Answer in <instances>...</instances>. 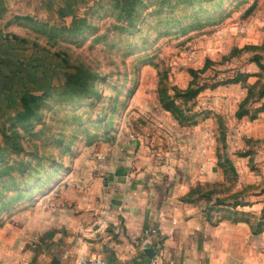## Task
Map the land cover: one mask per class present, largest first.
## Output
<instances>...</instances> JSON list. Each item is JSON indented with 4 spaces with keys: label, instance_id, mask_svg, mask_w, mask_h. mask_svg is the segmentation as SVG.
<instances>
[{
    "label": "rangeland",
    "instance_id": "obj_1",
    "mask_svg": "<svg viewBox=\"0 0 264 264\" xmlns=\"http://www.w3.org/2000/svg\"><path fill=\"white\" fill-rule=\"evenodd\" d=\"M29 1L32 16L10 26L29 72L0 102V264L15 263L17 248L38 250L46 196L56 204L98 151L155 119L178 134L207 132L204 150L181 153L204 219L231 218L236 201L241 218L264 230V0ZM76 68L95 75L90 94L67 83ZM189 83L202 86L187 103L198 121L175 124L158 98Z\"/></svg>",
    "mask_w": 264,
    "mask_h": 264
},
{
    "label": "crops",
    "instance_id": "obj_2",
    "mask_svg": "<svg viewBox=\"0 0 264 264\" xmlns=\"http://www.w3.org/2000/svg\"><path fill=\"white\" fill-rule=\"evenodd\" d=\"M16 2L0 0V27L9 37L5 44L14 42L11 24L28 18L33 8L28 0V5L24 4L28 11L17 14ZM65 5L56 6L57 11H63ZM228 83L233 82L212 85ZM206 87L210 85H203V89ZM195 88L189 83L176 91L191 93ZM177 97L182 101L177 102L175 97L172 108L191 116L189 121L180 123L182 117L164 109L158 98L159 105L175 124L197 122L198 112L187 104L191 98ZM165 122L155 119V123H149L151 128L143 126L135 135L127 131L122 140L97 152L99 157L90 162L85 176L76 178L72 192L68 186L56 197V204H50L46 196L38 250L17 248L18 261L13 264H49L53 258L56 264H73L80 254L101 256L107 264H264V243L258 247L251 219L240 216L239 209L245 210V206L232 201V217L223 215L214 224L202 216L198 205L201 194L191 187L196 186L191 178L192 163L181 164V153L183 147L186 152L192 146L204 147L202 137L207 132L178 134ZM147 227L157 228L158 233L150 236L152 241L157 240V256L142 250L139 244L142 230ZM259 234L260 240L264 239V230ZM33 254L36 261L30 263L27 259Z\"/></svg>",
    "mask_w": 264,
    "mask_h": 264
},
{
    "label": "trees",
    "instance_id": "obj_3",
    "mask_svg": "<svg viewBox=\"0 0 264 264\" xmlns=\"http://www.w3.org/2000/svg\"><path fill=\"white\" fill-rule=\"evenodd\" d=\"M15 47L12 44H0V102L3 100V96H5V91H10L14 88V84L17 80H20L25 74V72H29V67L27 64V60L25 59L24 54H20L14 50ZM95 75L88 69L76 68L74 72L67 73V83L72 85H76L80 89H82L85 93L90 94L92 90L91 81L94 80ZM202 86H198L197 88L191 90V93L186 91L177 92L175 91L173 95H170L165 90L160 93L159 99L162 103L164 109H167L172 112L171 114L174 116H181L180 123L185 121H189L188 116L184 112H180L176 108H172V104H174V99L177 96L190 98L192 95L199 90ZM5 93V94H4ZM33 96L31 94L22 95L21 102L25 108V112L28 111V107L32 104ZM263 108V107H262ZM23 110V109H22ZM22 112V111H21ZM183 113V114H182ZM24 118L25 114H24ZM263 227H260V222L256 223L254 228V232H260Z\"/></svg>",
    "mask_w": 264,
    "mask_h": 264
},
{
    "label": "built area",
    "instance_id": "obj_4",
    "mask_svg": "<svg viewBox=\"0 0 264 264\" xmlns=\"http://www.w3.org/2000/svg\"><path fill=\"white\" fill-rule=\"evenodd\" d=\"M96 157L98 158L99 156L97 155ZM157 233L158 231L156 227L144 228L140 235V241H139V244L142 250H144L147 247H150L153 251L152 254L155 256H157V253L155 252L157 250L156 249L157 240L152 241L150 236L155 235ZM34 245H35V242H34ZM143 253H144V256H146V253L144 251ZM73 264H107V261L103 257L98 256V255L87 257L83 254H80L75 258Z\"/></svg>",
    "mask_w": 264,
    "mask_h": 264
},
{
    "label": "water",
    "instance_id": "obj_5",
    "mask_svg": "<svg viewBox=\"0 0 264 264\" xmlns=\"http://www.w3.org/2000/svg\"><path fill=\"white\" fill-rule=\"evenodd\" d=\"M144 250H145L146 252H150V251H152V249H151L150 247H147V248H145ZM49 264H56V259L53 258V260H52L51 263H49Z\"/></svg>",
    "mask_w": 264,
    "mask_h": 264
}]
</instances>
